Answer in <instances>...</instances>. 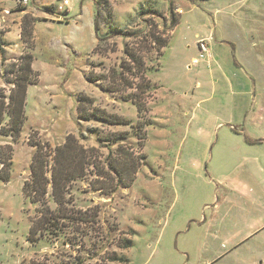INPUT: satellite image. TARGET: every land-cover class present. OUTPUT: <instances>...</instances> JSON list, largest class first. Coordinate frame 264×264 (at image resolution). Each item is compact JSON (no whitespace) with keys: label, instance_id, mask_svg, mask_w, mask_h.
<instances>
[{"label":"rangeland","instance_id":"1","mask_svg":"<svg viewBox=\"0 0 264 264\" xmlns=\"http://www.w3.org/2000/svg\"><path fill=\"white\" fill-rule=\"evenodd\" d=\"M1 1L35 21L29 44L3 51L0 95L7 101L9 64L22 53L33 55L37 81L27 87L17 139L0 133L10 161L8 181L0 180V264H264V0ZM152 34L168 41L160 53ZM201 38L210 58H198ZM88 74L103 78L91 83ZM81 95L140 124L144 138L129 126L80 120ZM9 125L4 113L1 126ZM124 131L130 138L119 144L145 156L131 186L104 195L90 187L87 172L72 183L68 207L97 211V222L30 240L39 204L23 196L22 185L32 144L53 148L74 135L103 159L118 145L97 135Z\"/></svg>","mask_w":264,"mask_h":264},{"label":"trees","instance_id":"2","mask_svg":"<svg viewBox=\"0 0 264 264\" xmlns=\"http://www.w3.org/2000/svg\"><path fill=\"white\" fill-rule=\"evenodd\" d=\"M23 9V8H22ZM171 9V8H170ZM101 10L99 2H95L94 32L95 38H98L99 15ZM170 26L173 28L177 22L174 21L170 10ZM33 21L29 16H24L21 22L20 37L22 41L29 44L28 37L31 35L29 22ZM35 21V20H34ZM152 41L157 44L158 53L164 48L168 41L157 35H151ZM6 43L0 35V62L3 60V47ZM162 54V53H161ZM160 54V55H161ZM129 59L135 63L138 68L141 62L133 54L128 53ZM33 55L30 52L22 53L16 60L9 64L8 73L12 77H5V82L11 84L7 101L5 96L0 95V133L5 136H11L13 140L19 136V128L24 119V106L26 101V90L29 85L37 81V74L32 68ZM123 64V63H122ZM140 69V68H139ZM100 77L86 76V81L96 82ZM120 78L124 80V78ZM139 79L144 82V88L148 87V80L140 74ZM127 84V81L124 80ZM127 87H131L129 82ZM105 91L113 92L115 88L101 87ZM140 87H136L138 89ZM88 104V108L84 106ZM137 112L140 113L143 105L135 100ZM77 116L80 120H97L102 125H124L132 130L136 129L133 137L141 141L144 138L142 126L140 124L132 125L131 122L118 114L107 112L103 108L93 105L92 100L85 95H81L76 104ZM4 113L9 117V128L6 130L1 126ZM141 132V133H140ZM130 138V134L124 132L100 133L97 140L100 143L117 144L115 151H108L107 156L101 159L97 148L84 147L74 135H68L61 145L53 148L46 143L32 144L35 152L29 166V178L23 182V196L31 203H37L38 215L31 222L28 238L34 241V237L42 236L50 231L60 236L65 230L74 225L78 231L81 225L97 222L98 212L89 214L86 211L74 210L68 207L70 204L69 190L77 180L83 179L90 172L93 180L89 182L94 191L104 195H109L119 188H128L135 180L137 170L144 163L145 156L139 151L134 152L130 146H121L119 143ZM0 180L6 182L9 179L10 161L3 158L0 150ZM5 170V172H4ZM54 207L49 206V199ZM69 240V238H67ZM124 247L131 245L126 241ZM111 260L127 261V258L113 257Z\"/></svg>","mask_w":264,"mask_h":264},{"label":"crops","instance_id":"3","mask_svg":"<svg viewBox=\"0 0 264 264\" xmlns=\"http://www.w3.org/2000/svg\"><path fill=\"white\" fill-rule=\"evenodd\" d=\"M2 1L0 0V3ZM177 10H180L178 7H176ZM27 10L25 8H21L20 10H8L4 7H0V28L1 23H5L8 26V30H3L2 32H0L1 38L2 40L6 43V45L3 47V51H7L9 50L8 47H23V42L22 39L20 37V31H21V22H22V18L27 14ZM181 10H180V14H181ZM15 17L18 19V22H15L14 19ZM12 25V26H11ZM175 27V26H174ZM14 30L16 31L15 35H13ZM172 31V29H171ZM203 39V38H201ZM207 40V39H205ZM198 41V40H197ZM208 41V40H207ZM5 55V52H4ZM206 58H210V52H209V56ZM196 60V63L198 61L197 58L193 59L192 61ZM249 201V205L252 206V201H251V197L248 199ZM248 220L250 221H255L256 219V215L254 213H252L251 211L248 212Z\"/></svg>","mask_w":264,"mask_h":264},{"label":"built area","instance_id":"4","mask_svg":"<svg viewBox=\"0 0 264 264\" xmlns=\"http://www.w3.org/2000/svg\"><path fill=\"white\" fill-rule=\"evenodd\" d=\"M17 3L19 5H25L27 3V0H17ZM68 2L64 0V4H67ZM197 50H198V58H206L209 56V51H208V41L205 39H199L197 41ZM193 63H196V60L193 61Z\"/></svg>","mask_w":264,"mask_h":264}]
</instances>
